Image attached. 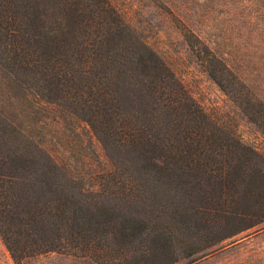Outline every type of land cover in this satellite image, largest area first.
<instances>
[{"label":"trees","instance_id":"1","mask_svg":"<svg viewBox=\"0 0 264 264\" xmlns=\"http://www.w3.org/2000/svg\"><path fill=\"white\" fill-rule=\"evenodd\" d=\"M87 1L0 0V234L15 261L56 251L109 264L119 251L153 243L159 252L188 249L190 263L263 223L256 149L202 108L116 6ZM184 36L208 77L264 134L256 80L196 32ZM45 105L85 122L110 167L91 171L87 159L61 157L53 136L62 126ZM167 116L180 122L155 124ZM236 219L248 222L220 235ZM186 232L202 245L185 247Z\"/></svg>","mask_w":264,"mask_h":264},{"label":"rangeland","instance_id":"2","mask_svg":"<svg viewBox=\"0 0 264 264\" xmlns=\"http://www.w3.org/2000/svg\"><path fill=\"white\" fill-rule=\"evenodd\" d=\"M109 1L117 7L133 33L167 62L202 108L234 128L244 143L256 149L259 154L256 157V166L264 172V134L241 114L230 98L208 77L195 60V54L184 36L186 29L196 32L212 47L220 49L229 60L239 63L256 80L258 92L263 95L264 100V0ZM87 4V0H77L78 8ZM44 109H47L50 117L58 115L57 121L52 123L62 126L63 133L59 131L53 136L61 157L70 155L74 161L77 157L87 159L92 164L91 171L110 167L103 144L85 122L73 119L62 108H49L45 105ZM169 121L180 122V119L167 116L156 120L155 124ZM68 134H71L72 141L69 144L66 143ZM234 221H239V224ZM247 222L246 219H236L222 224L220 235L228 233L234 227H243ZM191 227L195 229L194 224ZM180 237L184 239L185 247L188 244L194 247L202 245V242L195 240L193 232H186ZM212 237L215 240V235ZM247 237L249 242H239ZM152 244L149 243V249L144 251L139 250L138 244L135 248L126 250L112 241L114 248L124 250L119 251L117 260H111L109 264H165L175 256H179L180 261L174 264H195V261L188 262L195 259V255L183 258L188 249L175 247L170 252H159L152 249ZM204 251L211 255L206 262L197 264H264V222L251 229L242 230L234 237L220 240ZM0 264H18L1 234ZM22 264L102 263L90 257L52 251L26 258Z\"/></svg>","mask_w":264,"mask_h":264},{"label":"crops","instance_id":"3","mask_svg":"<svg viewBox=\"0 0 264 264\" xmlns=\"http://www.w3.org/2000/svg\"><path fill=\"white\" fill-rule=\"evenodd\" d=\"M254 227V226H253ZM253 227H250V228H247L246 230H248V229H251V228H253ZM239 233H237V234H235V235H232V236H230V237H234V236H236V235H238ZM230 237H227V238H230ZM226 238V239H227ZM249 238L247 237V238H245V239H242V240H240L239 242H243L242 244H244V242H249V240H248ZM211 254L209 253V254H206V255H204V256H202L201 258H199V259H197L196 261H195V264H197L198 262L199 263H203V262H206V260L209 258V256H210ZM241 260H239V262H240ZM241 262H243V260L241 261ZM230 263V262H229Z\"/></svg>","mask_w":264,"mask_h":264}]
</instances>
